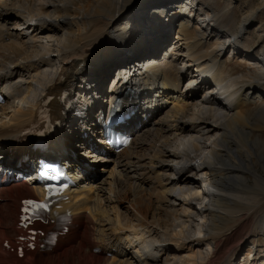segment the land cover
Returning a JSON list of instances; mask_svg holds the SVG:
<instances>
[{"label":"bare ground","instance_id":"1","mask_svg":"<svg viewBox=\"0 0 264 264\" xmlns=\"http://www.w3.org/2000/svg\"><path fill=\"white\" fill-rule=\"evenodd\" d=\"M172 1L0 0V165L15 174L30 167L19 158L29 151L16 140L47 95L58 109L55 95L73 86L82 62L88 61V76L100 88L112 68L156 56L130 77L117 76L95 104L115 97L120 79L123 89H140L146 69L163 77L167 90L145 122H130L139 126L129 147L103 162L85 154L84 182L71 189L65 205L78 225L62 236L57 252L5 256L1 243L16 234L19 200L42 190L32 176L4 179L0 264H154L162 257L171 264H232L245 246L241 264H264L258 245L264 243V0H225L220 12L198 0H183L181 8ZM161 2L175 8L160 25L146 20L133 28L132 18L153 17ZM253 27L255 38L248 35ZM192 61L209 64L225 87L221 94L209 81L190 87L196 81L187 69ZM74 129L76 139L82 131ZM66 136L51 147L69 157ZM156 231L162 248L152 255L142 240Z\"/></svg>","mask_w":264,"mask_h":264},{"label":"rangeland","instance_id":"2","mask_svg":"<svg viewBox=\"0 0 264 264\" xmlns=\"http://www.w3.org/2000/svg\"><path fill=\"white\" fill-rule=\"evenodd\" d=\"M202 5H203V7L204 8H207V9H212V10H214L215 12H220L221 11V9L223 8V6H224V4H225V0H198ZM153 3H155V2H153ZM237 18V19H236ZM238 18H239V14H237L236 15V17H235V19L234 18H232L231 19V22L234 24V25H236L237 24V22H238ZM193 23H195V24H197L198 26H199V24H201V22H193ZM60 25H62L61 23H60ZM223 28H221L220 30H222ZM254 29H255V27H253V29L250 31V33L248 34L249 36H252V38H255L256 36H257V32L256 31H254ZM171 38H174V36H171ZM21 40L22 42L20 43V45L21 44H23V42H24V39L22 40L21 38H18L17 40ZM55 54V53H54ZM54 54H52V56H54ZM226 56H228V54L226 55ZM54 60V59H53ZM34 62V63H33ZM32 62V64H38L37 62H35V61H33ZM263 62H264V60H263ZM232 66V65H231ZM234 68H237V66L236 65H234L233 66ZM238 69V68H237ZM240 70V69H239ZM239 70H237V71H239ZM6 72V71H5ZM15 77L17 76V75H14ZM35 86H36V84H35ZM184 87V86H183ZM22 89H24V87L22 88ZM105 89V88H104ZM3 95V94H2ZM3 97H4V99H6L5 98V96L3 95ZM0 103H2V102H0ZM77 150V149H76ZM75 150V152H76V154L77 153H79V152H81L80 150H77L76 151ZM94 168H95V171L97 172V173H99V175H107V169H105L104 171H103V174H100L101 173V171L103 170V165L102 164H97L96 166H94ZM17 182H19V181H17ZM196 208H197V206H196ZM145 235V237H144V240H142V241H145L144 243L142 242V244L143 245H147V244H150L151 245V247H150V252L149 253H151L152 255H158V250L159 249H161L162 247H159V249H158V246L160 245V242H158L157 241V239H159V237L161 236V232H159V231H156L155 233H152V235H150V237L149 238H146V235L147 234H144ZM160 235V236H159ZM152 237V238H151ZM146 239V240H145ZM155 240V241H154ZM153 244V245H152ZM261 244V241L258 243V245H260ZM138 248H139V250L141 251V249H140V246L138 245L137 246ZM126 248L128 249V251L130 252V253H132L133 254V256L135 257V250L130 246V245H128V243H126ZM249 249H248V247H246L245 246V248H243L241 251H240V253H242L241 255H240V257L237 259V260H235V261H233L232 262V264H241L240 262H241V260H243L247 255H246V253H247V251H248ZM242 258V259H241ZM173 261H171V260H168L167 262L165 261V259L162 257V259H161V261L160 262H155L154 264H171Z\"/></svg>","mask_w":264,"mask_h":264},{"label":"snow or ice","instance_id":"3","mask_svg":"<svg viewBox=\"0 0 264 264\" xmlns=\"http://www.w3.org/2000/svg\"><path fill=\"white\" fill-rule=\"evenodd\" d=\"M43 169L44 171L41 172L42 176H45L47 179L49 180H56L59 178V174L57 172V169L55 167H53L52 165L49 164H44L43 165ZM48 170H51L53 173H57L56 175H52V176H47L46 173L48 172ZM46 191L49 192V194H55L58 193V190L53 188L52 186H48L46 188ZM198 195V193H197ZM48 201V197H45L44 201L41 202H37L36 200H26L24 201V205L25 207L23 208L24 212H29L31 211L32 215L31 217H22V219H42V213H47L49 210V203ZM23 239V237L21 238Z\"/></svg>","mask_w":264,"mask_h":264}]
</instances>
